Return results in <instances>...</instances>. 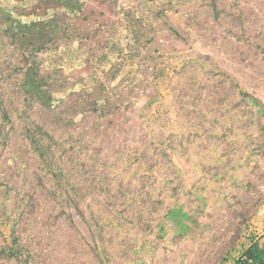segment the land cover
Listing matches in <instances>:
<instances>
[{
    "label": "rangeland",
    "instance_id": "obj_1",
    "mask_svg": "<svg viewBox=\"0 0 264 264\" xmlns=\"http://www.w3.org/2000/svg\"><path fill=\"white\" fill-rule=\"evenodd\" d=\"M264 234V0H0V264H241Z\"/></svg>",
    "mask_w": 264,
    "mask_h": 264
},
{
    "label": "built area",
    "instance_id": "obj_2",
    "mask_svg": "<svg viewBox=\"0 0 264 264\" xmlns=\"http://www.w3.org/2000/svg\"><path fill=\"white\" fill-rule=\"evenodd\" d=\"M258 247L262 254L261 260H253L251 258L244 257L242 258L241 264H264V234H261L258 238Z\"/></svg>",
    "mask_w": 264,
    "mask_h": 264
},
{
    "label": "trees",
    "instance_id": "obj_3",
    "mask_svg": "<svg viewBox=\"0 0 264 264\" xmlns=\"http://www.w3.org/2000/svg\"><path fill=\"white\" fill-rule=\"evenodd\" d=\"M252 254H254L257 259H260L261 258L260 253L255 248H253Z\"/></svg>",
    "mask_w": 264,
    "mask_h": 264
},
{
    "label": "crops",
    "instance_id": "obj_4",
    "mask_svg": "<svg viewBox=\"0 0 264 264\" xmlns=\"http://www.w3.org/2000/svg\"><path fill=\"white\" fill-rule=\"evenodd\" d=\"M260 255L262 256V254L260 253Z\"/></svg>",
    "mask_w": 264,
    "mask_h": 264
}]
</instances>
